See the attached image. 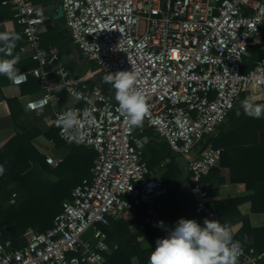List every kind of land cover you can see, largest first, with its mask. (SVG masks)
Returning <instances> with one entry per match:
<instances>
[{"label": "built area", "instance_id": "2783aa9c", "mask_svg": "<svg viewBox=\"0 0 264 264\" xmlns=\"http://www.w3.org/2000/svg\"><path fill=\"white\" fill-rule=\"evenodd\" d=\"M11 2L26 36L23 50L37 63L19 73L21 82L14 84L32 75L42 88L26 107H50V126L68 144L75 142L57 125L59 114L88 110L95 124L87 127L89 142L81 145L97 156L91 175L63 201L52 227L29 229L30 238L20 248L0 239V264H105L111 248L102 226L119 216L132 218L142 208L154 243L173 227L163 219L168 186L150 169L144 141L118 111L115 96L91 84L98 74L135 69V87L150 106L147 125L187 162L196 220L224 224L208 204L204 180L223 148L203 142L217 135L243 92L264 103V0H60L75 48L98 64L81 76L66 68L57 47L42 45L45 8L34 0ZM253 45H260L263 55L255 69L244 72ZM61 92L69 95L63 106ZM46 161L61 162L50 155ZM159 221L166 227H158ZM233 239L242 247L238 264H264V251L234 234Z\"/></svg>", "mask_w": 264, "mask_h": 264}, {"label": "trees", "instance_id": "16d2710c", "mask_svg": "<svg viewBox=\"0 0 264 264\" xmlns=\"http://www.w3.org/2000/svg\"><path fill=\"white\" fill-rule=\"evenodd\" d=\"M52 21V19L47 21V29L41 34L42 45L58 47L66 68L73 71L75 76L83 75L87 69L96 70L98 64L92 59L87 60V65L72 60L70 56L75 46L68 28L55 26ZM11 32L20 34L22 39L17 42L12 56L7 58L16 57L26 43V36L16 20H14L13 27L9 29V33ZM262 55L261 46L250 47V55L245 58L243 66L244 72L255 69L256 62ZM82 57L86 60L83 55ZM36 65L37 63L27 55L18 62L16 67L21 73L29 71ZM102 76L106 75L98 74L91 84L99 85L105 92L115 96L112 85L102 83ZM6 88L12 91L11 94L6 93ZM26 92L40 95L42 92L40 79L30 75L26 83L16 85L6 76L0 75V93L7 101L15 119L23 114L18 96ZM61 96V106H63L69 95L67 92H61ZM248 96H250L249 91L241 94L227 120L219 127L217 135L208 137L203 142V145L213 143L214 146L223 148L221 158L231 168L232 182L244 185L242 195L220 199H214V195L218 192L209 189L208 204L227 226L236 218L241 217L238 207L243 202L250 203L252 212L264 213V121L244 114L241 102ZM238 111L239 115H237ZM249 131L257 132V139L252 145H247L246 142ZM135 133L139 138L151 134L155 136L154 130L147 125L145 120L142 126L135 127ZM38 134V130L29 125H23L18 126L15 135L4 144L0 141V166L4 167V174L0 176V239L11 241L13 248H20L27 243L26 240L30 238L29 229L43 232L52 227L55 216L62 209L63 201L71 197L72 189L83 178L91 175V168L97 156L93 148L76 143H66L60 138L58 130L51 127L46 137L54 141L59 148L67 147L69 154L59 165H50L46 161V156L39 153L32 144V140ZM47 155L52 156L50 153ZM157 156L158 163L166 168V171L161 175H155L160 176L167 186L175 188L174 191L169 192L170 198L177 194L176 188L183 170L176 162V156L166 141L159 146ZM144 158L146 160L145 151ZM154 161L151 162L154 163ZM150 164L149 162V167ZM204 180L206 181V176ZM224 181L220 179V183ZM14 194H16L14 203H11ZM166 205L168 206V200L165 208ZM186 205L188 210L189 207L192 209V216L188 219H193L195 217L193 202H188ZM246 223L245 219L244 226L247 225ZM130 224L126 222V226ZM103 229L109 235V242L118 244V248L114 249L110 256H106L105 264H131L130 259L133 256L138 257L139 264H148L149 255L154 248L152 244L143 245L131 242L128 239L130 234L128 229L121 233L115 230L110 231L108 227H103ZM252 231L255 234L256 248L264 251V228ZM151 237L148 236L147 239Z\"/></svg>", "mask_w": 264, "mask_h": 264}, {"label": "crops", "instance_id": "0c3cea01", "mask_svg": "<svg viewBox=\"0 0 264 264\" xmlns=\"http://www.w3.org/2000/svg\"><path fill=\"white\" fill-rule=\"evenodd\" d=\"M35 4L40 5L45 8L46 12V24L44 27L43 33L47 29V21L53 20V25H59L61 28H67L64 15L59 16V9L57 5H60V0H35ZM57 4V5H56ZM16 14V7L12 4L11 0H0V32H9V29L13 27ZM12 15V17H10ZM69 30V29H68ZM70 32V30H69ZM257 46V45H253ZM260 46V45H259ZM56 47V46H55ZM252 47V46H251ZM58 48V47H57ZM262 49V48H261ZM27 56V51L22 49L19 51L18 55L15 57L18 61L22 60ZM12 91H9V88H6V93L11 94ZM14 94V93H13ZM39 96V93H21L18 96L21 110L23 114L15 119L12 115L11 109L7 101L2 97L0 93V141L1 144H4L11 137H13L17 131L18 126L29 125L32 128L39 131V134L32 140L33 146L37 149L42 155L51 154L54 158L59 160H64L68 154L69 150L67 147H57L54 141L46 137V133L51 129L50 120H51V108L45 107L39 111H32L26 107V101L30 98ZM258 103H262L257 101ZM264 121V118H260ZM155 132V131H154ZM157 134L144 135L142 137L144 141V151L146 156V161L150 162V169L154 174H163L166 171L160 163H158L157 150L159 146L164 142ZM257 139V132L249 131L246 136L247 145H252ZM174 154V153H173ZM176 156V162L180 165V168L183 170V174L180 178L179 185L177 186V194L169 198L168 196L165 200H168V206L164 203V216L165 223L170 226H175L176 221L179 218H190L192 216V209L189 207V210L186 208V204L193 202L192 190H191V181L190 173L187 168V162L180 156ZM154 161V163H152ZM152 161V162H151ZM169 161V159L167 160ZM220 158L218 165L209 171L206 175V183L210 190L217 191L218 194L214 195L216 198H227L231 196H239L244 193L243 184H234L231 178V168L227 166L226 162ZM220 179H224V183H220ZM242 185V186H241ZM172 188L169 192L175 190L173 186H168ZM144 208H142L143 210ZM182 209V210H181ZM241 212V217L236 218V220L228 225L232 233L237 239L243 243L256 247L255 234L252 230H258L264 228V213L263 212H252L251 205L249 202H243L238 207ZM181 210V211H180ZM188 210V211H187ZM144 211H141L138 215H135L132 218L119 216L115 219H110L108 225L103 227H108L111 231H118L119 233L124 232L126 229L129 230L130 234L128 239L131 242H138L140 244H152L155 247V243L152 240L151 234L146 229V225L143 221ZM193 219H196L195 217ZM247 220V225L244 226V220ZM130 222L129 226H126V222ZM106 232V231H105ZM107 233V232H106ZM108 235V233H107ZM148 236L151 239H147ZM28 242V241H27ZM108 244L111 248L110 253L106 256H110L114 249L118 248V244L115 242H109L108 235ZM107 258V257H106ZM131 264H139V259L137 256H133L130 259Z\"/></svg>", "mask_w": 264, "mask_h": 264}, {"label": "clouds", "instance_id": "9594fccd", "mask_svg": "<svg viewBox=\"0 0 264 264\" xmlns=\"http://www.w3.org/2000/svg\"><path fill=\"white\" fill-rule=\"evenodd\" d=\"M22 37L15 32H0V75L6 76L13 83H20L18 59L7 58ZM138 74L135 69L121 70L104 77L112 85L118 111L133 127L142 126L150 115V106L145 95L135 85ZM59 91V85L55 86ZM258 97L250 95L241 102L244 114L254 119L264 118V103L257 102ZM31 107V106H30ZM239 111L237 115H239ZM95 119L88 110L68 109L59 114L57 125L68 133L67 139L76 144H86L87 127L93 126ZM4 167L0 166V176ZM158 227L165 228L164 221ZM167 235L157 238L155 247L148 258V264H238L242 254L239 241L233 239V233L226 224L219 220L205 218L203 223L196 219L181 217L175 226L167 228Z\"/></svg>", "mask_w": 264, "mask_h": 264}, {"label": "rangeland", "instance_id": "374dc122", "mask_svg": "<svg viewBox=\"0 0 264 264\" xmlns=\"http://www.w3.org/2000/svg\"><path fill=\"white\" fill-rule=\"evenodd\" d=\"M71 58H72V60H74V62H76V63H80V64H84V65H87V60H91V59H89V58H86V60L82 57V53L79 51V50H77L76 48H74L73 49V53L71 54V56H70ZM89 69H87L86 71H88ZM71 71V70H70ZM71 73L74 75L75 73L73 72V71H71ZM104 77L105 76H102L101 77V81H102V83L103 82H105L104 81ZM28 240H26V242H27Z\"/></svg>", "mask_w": 264, "mask_h": 264}, {"label": "water", "instance_id": "95a60500", "mask_svg": "<svg viewBox=\"0 0 264 264\" xmlns=\"http://www.w3.org/2000/svg\"><path fill=\"white\" fill-rule=\"evenodd\" d=\"M64 15V11H63V7L62 5H59V16H63ZM169 190H171L172 188H168Z\"/></svg>", "mask_w": 264, "mask_h": 264}]
</instances>
